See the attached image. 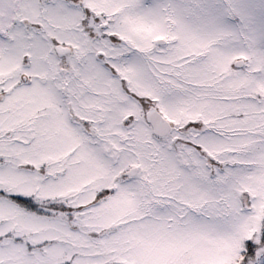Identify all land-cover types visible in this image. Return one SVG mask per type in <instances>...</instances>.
<instances>
[{
    "label": "snow or ice",
    "instance_id": "snow-or-ice-1",
    "mask_svg": "<svg viewBox=\"0 0 264 264\" xmlns=\"http://www.w3.org/2000/svg\"><path fill=\"white\" fill-rule=\"evenodd\" d=\"M0 264H264V0H0Z\"/></svg>",
    "mask_w": 264,
    "mask_h": 264
}]
</instances>
